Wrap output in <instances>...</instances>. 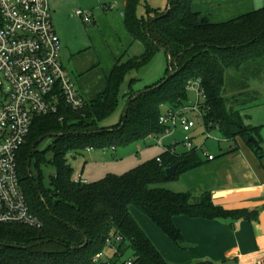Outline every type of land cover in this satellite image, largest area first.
I'll return each mask as SVG.
<instances>
[{"label":"trees","instance_id":"16d2710c","mask_svg":"<svg viewBox=\"0 0 264 264\" xmlns=\"http://www.w3.org/2000/svg\"><path fill=\"white\" fill-rule=\"evenodd\" d=\"M141 1L126 0L123 16L134 41L143 45V53L118 59L105 90L82 109L75 110L61 99L58 113L35 116L18 154V171L32 212L43 226L0 223V264H123L129 250L138 264H169L132 215L131 206L147 215L182 249L187 243L175 216L231 221L258 217L256 210L225 209L205 196L164 186L205 164L196 148L179 154L169 147L158 156L161 162L155 157L123 174L108 173L86 184L74 182L69 155L166 135L167 126L160 118L188 105L191 80H200L205 92L201 109L206 129L217 128L229 140L240 137L261 152L262 148L249 140L259 128L245 125L240 112L229 107L226 92L231 72L255 77L264 68V6L212 23L193 10V0H172L165 10L168 13L148 5L147 12L155 14L149 19L138 15ZM163 49L173 60L169 64L172 75L145 91L134 92L129 87L124 92L128 74L148 65ZM122 99L126 103L120 122L101 126ZM48 136L54 137L52 144L38 149ZM33 159L37 177L30 171ZM176 163V174L168 177L166 169ZM44 166H53L55 173L47 177ZM115 236L122 241L116 243ZM107 246H116V252L107 260L94 261Z\"/></svg>","mask_w":264,"mask_h":264},{"label":"crops","instance_id":"0c3cea01","mask_svg":"<svg viewBox=\"0 0 264 264\" xmlns=\"http://www.w3.org/2000/svg\"><path fill=\"white\" fill-rule=\"evenodd\" d=\"M49 3L51 8L50 0ZM125 4L126 1L124 7ZM263 6L264 0H193L192 3L193 10L198 12L202 17L208 18L212 23L226 22L243 14L260 9ZM114 8H116V5L111 6L110 10ZM120 13L122 18L114 11L106 16H101L103 25H108L106 22L107 18L108 21L116 23L115 26L118 30H121L122 27L127 31L126 37H121L123 40L121 38L118 40L114 39L112 45H110L115 46L113 49V58L111 59V69L108 74L106 73V81L104 84H96L95 81L90 78L94 71H87L90 66L97 61V59L93 57L94 54L88 57L85 56L86 53H90V50H86L87 52H84V54L81 52L82 49L79 50V56L75 57L76 60L79 58L76 63L71 61L72 59L70 60V62H73L71 63V70L76 77L75 81L88 101L95 100L98 95L105 90L107 78L115 66L116 61L120 58L126 59L132 57L129 53L130 46H133L134 43L142 45L140 42L134 41L127 30L123 9ZM80 17L83 18L85 24L92 27V31L98 32L99 22L94 18V15L92 22L85 21L83 16ZM52 22L55 31L60 37L62 51L63 41L65 40V44L69 46L71 42L70 36H67L65 33L64 35L62 29L60 31L55 27L53 15ZM96 25L97 27H95ZM119 40L120 42L124 41V45L121 46ZM125 46H128V49H125ZM74 52L75 51L72 52L69 50L68 53L74 56ZM134 56L137 55L134 54ZM100 62L101 60H99V63ZM230 75L231 84L226 94L231 92V97L236 99L237 102L235 101L236 103L230 105L228 101L229 107H233L240 112V104H242V100L240 99L246 94L244 92L246 89H252L257 95H264V68L254 77L252 84L249 83L245 85L241 83L242 76L236 72H232ZM123 89L124 92H127L129 88L123 85ZM254 102H247V105L253 104ZM196 127L193 130L195 137L194 143L195 145L202 144L201 150H203L207 140H205L202 135L204 132L201 131V134L195 132ZM200 136H202V138L199 140L198 137ZM225 139L227 144L220 146L219 154L210 153L208 151L210 154L214 155L215 158L213 160H209L205 156V164L194 170L183 173L177 180L171 181V183H183L182 187L195 193L197 197L200 194H203V196L210 195V200H212L215 205L222 206L225 209L256 210L258 212V217L252 220L239 219L231 221L227 219L211 220L205 218H192L186 215L175 216L174 222L182 231L187 243V248L182 249L157 227L147 215L141 214V212L137 211L135 206H133L135 208L131 206L130 211H132V215L169 264H198V262L205 260H209L213 262V264H256L264 258V143H260L259 147L262 149L259 154L240 137L235 140ZM177 144L178 143L174 142L168 146L164 145V150L172 147V149L179 154L188 151L183 141L181 143L182 147H178ZM94 150L95 149H86L84 152L92 153ZM111 150L113 154L116 155L118 148H111ZM201 150H199V152ZM162 152L158 153L156 157ZM79 174L85 176L83 170ZM86 178L91 181L89 177ZM185 182L188 184H185ZM172 184L168 186L171 187Z\"/></svg>","mask_w":264,"mask_h":264},{"label":"built area","instance_id":"2783aa9c","mask_svg":"<svg viewBox=\"0 0 264 264\" xmlns=\"http://www.w3.org/2000/svg\"><path fill=\"white\" fill-rule=\"evenodd\" d=\"M75 13L92 22V13L81 9ZM187 89L196 92L197 100L167 111L160 123L167 126L166 134L180 128L188 150H201L202 144L194 143L193 130L203 121L201 103L205 92L200 80L189 81ZM0 97V223L41 228L43 221L32 212L21 187L20 148L36 115L58 113L61 99L75 110L88 102L62 62L61 40L52 22L49 0H0ZM188 111L197 113V117L192 119ZM206 131L208 135L204 136L210 138L209 130ZM204 155L209 160L215 158L208 151ZM157 160L162 161L160 157ZM74 182L86 184L89 180L78 174ZM115 237L116 243L122 241L120 236ZM108 242L112 243L111 239ZM103 256L104 252L97 254L94 261L103 260ZM123 264L138 263L130 256L123 259ZM256 264H264V258Z\"/></svg>","mask_w":264,"mask_h":264},{"label":"rangeland","instance_id":"374dc122","mask_svg":"<svg viewBox=\"0 0 264 264\" xmlns=\"http://www.w3.org/2000/svg\"><path fill=\"white\" fill-rule=\"evenodd\" d=\"M50 1L55 27L60 31L62 29L63 34L65 33L67 34V36H70L71 42L69 43V46L65 44L64 40L62 44L63 48L61 51L62 62L67 71L69 72L70 76L72 78L74 77V80L76 79L71 70V63L73 62H70V60L72 59L71 61H74L76 63L79 58L76 60L75 57L79 56V50L82 49V54L90 50V53H86L85 56L88 57L89 55L94 54L93 57L96 58L97 61L96 63L92 64L89 70L87 71H94L93 75H91L90 78H92L96 84H104L106 81V73L108 74L111 69V59L113 58V49L115 46L110 45H112L114 39L118 40L121 37H126L127 31L125 28L123 29L122 27V31L118 30V28L115 26L116 23L108 21L107 18L106 22L108 23V25H103V21H101V16H106L110 12L114 11L116 14H118L120 18H122L120 12L122 11V9H124V3L126 0ZM168 4L169 0H142L138 6L137 12L139 17H143L145 19L154 18V13L147 12V6L149 5L150 7L157 10L159 13H163L166 12L165 10L167 9ZM114 5H116V8L110 10V7ZM78 9H82L85 12L88 11L94 15V18L99 22V28L97 30L98 32L92 31V27H90V25L88 24H85L83 18L75 13ZM95 27H97V25ZM119 43L121 44V46L124 45V41L120 42L119 40ZM127 47L128 46H125V49H128ZM67 49L71 50L72 52L75 51V54L73 53L74 56L69 54V50ZM143 50V45H140L139 43H134L133 46H130L129 53L131 56H134V54L138 55L142 53ZM99 60H101L102 63H99ZM169 61L170 57L166 52H164L163 50L158 51L148 65L130 72L126 77L124 85L128 88L131 87L134 92L145 91L149 87L160 83L168 77L170 73ZM241 78V83L252 84L254 76ZM229 83L231 84L230 78ZM244 92L246 94L241 97L242 99H240L242 100V104H240V114L242 115L243 121L246 125L259 128V131L258 133H256L255 137L259 139L261 143H264V95H257L253 92L252 89H246L244 90ZM188 96L190 103L195 102L197 100V94L192 90L188 92ZM226 96L229 99L230 105H233V103L237 102L236 99L231 97V92L227 93ZM251 101L255 102L253 104L247 105V102ZM1 102L2 97H0V104ZM189 102H186V104H189ZM125 103L126 100L122 99L116 112L110 118L105 119L101 123V126L108 127L116 125L120 121L124 113ZM166 110L167 108H164V111ZM188 115L192 119H195L197 117V113H194L192 111H188ZM201 131L204 132V134H207V131L203 125V121H200L195 129L196 133L201 134ZM209 132L211 135L210 138H207V136H204V134L202 133L203 137L207 140V143L203 147V150L200 151V154L204 159H206L204 155L205 151L219 154L220 146L227 144L225 142V137L217 128L212 129ZM183 138V131L181 129H177L172 134L160 135L158 137L151 136L146 138L145 140L136 141L126 146L117 147L118 151L116 155L113 154L111 148L95 149L92 153H87L83 151V153L77 154L76 157H72L69 155V160L72 167L74 168V177H77L78 174L83 170L85 175L83 176L84 178L89 177L91 181H96L104 178L108 173L123 174L142 164L143 162L155 158L158 153L164 150L165 146L171 145L174 142L178 143V147H182L181 143L183 141ZM201 138L202 136L198 137L199 140ZM53 140V136L46 137L38 144V149H47L48 146L52 144ZM161 141L163 144H160ZM51 155V152H49L48 156L50 157ZM43 169L47 177L50 174H54L56 171L53 166H44ZM30 171H32L33 175L37 177L38 171L34 159ZM169 183L174 184L169 187ZM169 183H166L164 186L169 187L175 191H190L182 187L183 183ZM185 184L188 183L185 182ZM193 194L196 196L195 193ZM202 196L203 194H200L198 197ZM132 208L135 207L132 206ZM137 211L140 212L138 209ZM113 253L114 247L107 246L104 252L103 260H107L108 258H110ZM131 255L132 250H129L125 254L124 259L130 257Z\"/></svg>","mask_w":264,"mask_h":264},{"label":"water","instance_id":"95a60500","mask_svg":"<svg viewBox=\"0 0 264 264\" xmlns=\"http://www.w3.org/2000/svg\"><path fill=\"white\" fill-rule=\"evenodd\" d=\"M171 2H172V0H169V4H171ZM168 11H169V10H167L166 13H168ZM163 51L166 52L165 49H163ZM169 57H170V56H169ZM172 63H173V60H172V58L170 57L169 64L172 65ZM171 75H172V70H171L170 74L168 75L167 79H168ZM249 140H251L252 142H254L258 147L260 146V142H259V140H258L255 136H251V137L249 138ZM178 167H179V163H176V164H174V165H172V166H169V167L166 169V174H167V176H168V177H173V176L176 174ZM206 198H207V199H210V195H206ZM14 246H15V245H14ZM15 247H17V246H15ZM198 264H213V262H211V261H209V260H205V261H200V262H198Z\"/></svg>","mask_w":264,"mask_h":264}]
</instances>
